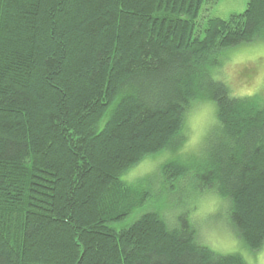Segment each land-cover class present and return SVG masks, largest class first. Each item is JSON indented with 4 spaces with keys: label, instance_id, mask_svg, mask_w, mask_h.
<instances>
[{
    "label": "trees",
    "instance_id": "16d2710c",
    "mask_svg": "<svg viewBox=\"0 0 264 264\" xmlns=\"http://www.w3.org/2000/svg\"><path fill=\"white\" fill-rule=\"evenodd\" d=\"M211 1L0 0V264H248L176 212L205 191L262 247L264 96L234 94L215 69L264 39V0L197 31ZM204 101L215 121L198 155L123 179L181 148Z\"/></svg>",
    "mask_w": 264,
    "mask_h": 264
},
{
    "label": "rangeland",
    "instance_id": "374dc122",
    "mask_svg": "<svg viewBox=\"0 0 264 264\" xmlns=\"http://www.w3.org/2000/svg\"><path fill=\"white\" fill-rule=\"evenodd\" d=\"M247 2L248 0L211 1L200 11L196 30H202L208 17L226 19L233 13L243 12ZM221 62V67H217L215 72L221 75L234 94L264 96V39H255L229 48L225 56L221 57ZM214 121V105L210 101L197 103L186 116L183 126L186 138L182 147L174 153L163 152L149 155L124 174L123 179L135 181L155 174L159 166L170 158L182 162L198 155ZM163 198L151 197L148 202L157 208L159 206L162 208ZM185 199L189 204L176 212L179 216L186 213L193 221L198 230L200 243L220 254H240L248 264H264V244L254 251L244 245L229 226L228 207L219 196L205 191L186 196Z\"/></svg>",
    "mask_w": 264,
    "mask_h": 264
}]
</instances>
